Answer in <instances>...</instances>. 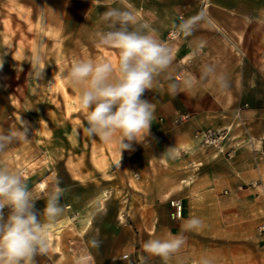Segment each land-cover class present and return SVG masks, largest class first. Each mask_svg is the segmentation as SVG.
I'll list each match as a JSON object with an SVG mask.
<instances>
[{
    "label": "crops",
    "instance_id": "obj_1",
    "mask_svg": "<svg viewBox=\"0 0 264 264\" xmlns=\"http://www.w3.org/2000/svg\"><path fill=\"white\" fill-rule=\"evenodd\" d=\"M57 1L56 8H65L66 21L76 13L74 8H81L83 15L88 13L84 9L96 8V14L88 13L89 25L101 21V13L109 8L131 6L138 24L147 25L171 49L173 57L171 66L157 77L164 79L157 81L161 86H153L159 96L150 101L158 122L155 136L162 148L155 156L149 148L132 152V170L124 171L132 172L134 183L117 182L121 170L114 167L111 182L102 178L83 184L77 175H84L86 170L97 174L98 170L75 167L73 162L69 166V156L65 155L60 185L66 190L61 200L65 210L58 222L72 220L78 213L87 214L91 200L117 188L123 194L117 199L105 197L97 209L115 204L123 210L125 221L107 226L95 218L97 227L84 238L82 234L70 235L61 248L69 256L64 264H124V252L133 260L139 258V264H162L159 257H147L142 244L167 233L186 240L181 258L170 264H199L202 256L212 258L213 264H227V256L232 254L229 242L259 239L256 226L264 222V154L257 151L264 147V0ZM193 18L198 22L190 35L176 30L181 20ZM207 65L226 78V87L215 78L205 77ZM185 78L193 79L194 86L170 89L171 83ZM177 116L182 119L174 124ZM206 127L231 128L226 143L235 148L229 157L195 144L194 132ZM171 147L177 148L178 157L168 158L164 153ZM161 159L170 162V167ZM51 173H30L27 182L35 195L41 196L33 184L41 178L51 179ZM171 199L181 204L178 218L170 215ZM44 207L43 200L36 201V209L42 211ZM190 217L200 218L203 226L183 231ZM93 240L99 245L93 246ZM34 262L47 264V257L37 255Z\"/></svg>",
    "mask_w": 264,
    "mask_h": 264
},
{
    "label": "rangeland",
    "instance_id": "obj_2",
    "mask_svg": "<svg viewBox=\"0 0 264 264\" xmlns=\"http://www.w3.org/2000/svg\"><path fill=\"white\" fill-rule=\"evenodd\" d=\"M57 2L0 0V132L18 128L20 122L28 128V139L14 143L0 153V166L14 170L24 168L29 170V175L38 170H45L46 173L51 170L48 184L58 180L62 185L67 154L69 166L73 162L75 167L98 170L97 174L86 170L84 175H77L83 184L102 178L111 182L114 167L121 170V174L116 176L117 182L132 184L135 176L131 171H124L132 170V152H143L149 148L155 156L162 148L155 136L159 131L158 122L154 119L146 137V140L153 137L152 142L133 141L131 149L122 150L119 167L116 164L120 153L115 141L105 143L99 138L90 139L82 132L87 110L80 107L78 89L68 82L64 73L80 59L107 60L115 65L119 52L114 48L96 46L95 33L107 30L102 21L95 20L93 25H89L88 13L96 14V8L84 9L85 13L88 12L84 15L80 13L81 8H74L76 13L66 21L65 8H56ZM37 65L44 67L40 77L31 72ZM163 80L156 78L154 86H161L157 81ZM157 92L156 88L146 90L142 98L152 101L159 96ZM180 119L182 117L177 116L172 121L179 124ZM214 129L226 131L225 137L217 146H205L229 157L226 150L231 152L235 148L228 147L226 143L231 136V128ZM195 132V144L202 145ZM257 151L264 154L262 147ZM261 160L264 162V158ZM161 162L168 167L171 165L164 159ZM121 193L118 188L110 189L89 202L90 211L87 214L76 213L74 219L66 218L52 226L48 234L49 255L56 259L57 264H64L69 259L61 249L69 236L80 237L82 234L84 238L97 227L93 224L95 218H101L100 224L107 226L125 221L123 210L115 204L97 209L103 206L105 197L117 199ZM107 221L112 222L107 224ZM261 224L264 222L256 226L259 239L229 242L232 254L227 256V264H264V232L259 231ZM222 261L225 262L224 256Z\"/></svg>",
    "mask_w": 264,
    "mask_h": 264
},
{
    "label": "clouds",
    "instance_id": "obj_3",
    "mask_svg": "<svg viewBox=\"0 0 264 264\" xmlns=\"http://www.w3.org/2000/svg\"><path fill=\"white\" fill-rule=\"evenodd\" d=\"M107 30L95 33L98 47H110L119 52L115 65L107 60L80 59L64 73L68 82L79 92V105L87 110L82 132L90 139L99 138L105 143L118 144L120 159L122 150L132 148L133 141L145 143L154 120V105L142 97L151 90L156 78L172 64L171 49L158 40L147 25L138 24L134 9L109 8L100 15ZM198 21L181 20L176 30L190 35ZM44 68V67H43ZM37 65L31 72L40 77L42 69ZM206 78H215L226 87V78L218 75L211 65L204 68ZM193 87L194 81L185 78L174 82L170 89ZM28 128L20 127L0 132V153L17 142L28 139ZM168 158H176V147L164 152ZM65 189L54 181L41 196L30 189L23 173L7 166H0V264H35L34 257H49L48 234L63 216L61 200ZM43 200V210L36 209V201ZM7 209V213H5ZM203 226L198 217L185 221L182 230L195 231ZM93 246L99 241L93 240ZM186 240L182 235L167 233L150 238L142 247L147 257H159L162 264L181 258ZM50 259V257H49ZM199 264H213L209 256H202Z\"/></svg>",
    "mask_w": 264,
    "mask_h": 264
},
{
    "label": "built area",
    "instance_id": "obj_4",
    "mask_svg": "<svg viewBox=\"0 0 264 264\" xmlns=\"http://www.w3.org/2000/svg\"><path fill=\"white\" fill-rule=\"evenodd\" d=\"M176 77H178V74L176 75ZM225 133L226 131L223 130H217L214 128H202V129H198L195 132V136L198 138L200 144L202 145H219L221 140L225 137ZM262 150H264V147H262ZM227 155H229L231 152L229 150H226ZM23 173L24 177L27 179L29 177V170H25L24 168H20L19 170ZM54 181H51L49 184L47 182V180H44L43 178L38 179L34 184V190L36 192V194L42 195L44 193V191L46 189H48L52 183ZM170 205L172 206V210L170 212V215L172 218H178L180 217L181 214V204L179 202V200L177 199H171L169 201ZM5 213H7V209H5ZM73 216V215H72ZM259 231L260 232H264V224H261L259 226ZM47 257V264H56L54 263V261L52 260V258L46 255ZM121 258L124 259V264H139L140 259L137 258L136 260H133L130 256L129 252H124L121 254Z\"/></svg>",
    "mask_w": 264,
    "mask_h": 264
}]
</instances>
